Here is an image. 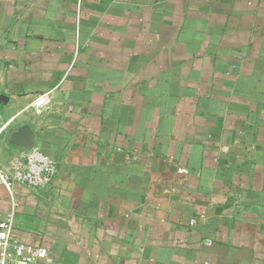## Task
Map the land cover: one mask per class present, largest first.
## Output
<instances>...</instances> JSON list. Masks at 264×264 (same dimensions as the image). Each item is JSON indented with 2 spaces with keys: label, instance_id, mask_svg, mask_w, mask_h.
I'll use <instances>...</instances> for the list:
<instances>
[{
  "label": "crops",
  "instance_id": "crops-1",
  "mask_svg": "<svg viewBox=\"0 0 264 264\" xmlns=\"http://www.w3.org/2000/svg\"><path fill=\"white\" fill-rule=\"evenodd\" d=\"M0 113L39 264H264V0H0Z\"/></svg>",
  "mask_w": 264,
  "mask_h": 264
},
{
  "label": "built area",
  "instance_id": "built-area-1",
  "mask_svg": "<svg viewBox=\"0 0 264 264\" xmlns=\"http://www.w3.org/2000/svg\"><path fill=\"white\" fill-rule=\"evenodd\" d=\"M10 120H3L0 113V144ZM179 173L186 169L178 168ZM56 174V162L38 148L28 149L12 169L0 165V185L11 193L14 184L36 190H45ZM193 222V220H191ZM15 211L11 209L0 221V264H39L49 261V249L44 245L25 242L15 234Z\"/></svg>",
  "mask_w": 264,
  "mask_h": 264
},
{
  "label": "water",
  "instance_id": "water-1",
  "mask_svg": "<svg viewBox=\"0 0 264 264\" xmlns=\"http://www.w3.org/2000/svg\"><path fill=\"white\" fill-rule=\"evenodd\" d=\"M12 141L15 144L22 145L25 148L30 149L34 144V134L27 126L20 127L12 134Z\"/></svg>",
  "mask_w": 264,
  "mask_h": 264
}]
</instances>
